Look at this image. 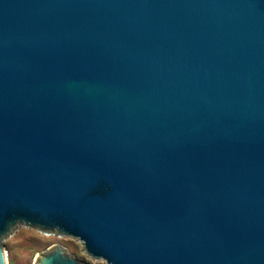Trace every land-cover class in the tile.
<instances>
[{
	"label": "water",
	"instance_id": "water-1",
	"mask_svg": "<svg viewBox=\"0 0 264 264\" xmlns=\"http://www.w3.org/2000/svg\"><path fill=\"white\" fill-rule=\"evenodd\" d=\"M16 226L264 264V0H0V264Z\"/></svg>",
	"mask_w": 264,
	"mask_h": 264
},
{
	"label": "rangeland",
	"instance_id": "rangeland-1",
	"mask_svg": "<svg viewBox=\"0 0 264 264\" xmlns=\"http://www.w3.org/2000/svg\"><path fill=\"white\" fill-rule=\"evenodd\" d=\"M55 244L61 245L69 255L84 264H104L102 260L89 257L78 240L55 233L47 234L32 227L16 226L10 235L1 240L5 264H34L38 254Z\"/></svg>",
	"mask_w": 264,
	"mask_h": 264
},
{
	"label": "bare ground",
	"instance_id": "bare-ground-1",
	"mask_svg": "<svg viewBox=\"0 0 264 264\" xmlns=\"http://www.w3.org/2000/svg\"><path fill=\"white\" fill-rule=\"evenodd\" d=\"M48 234V233H47Z\"/></svg>",
	"mask_w": 264,
	"mask_h": 264
}]
</instances>
